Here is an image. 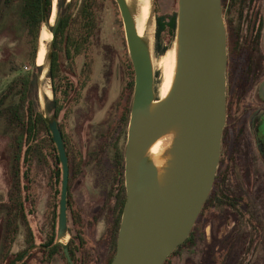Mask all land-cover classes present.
I'll use <instances>...</instances> for the list:
<instances>
[{
  "label": "rangeland",
  "instance_id": "rangeland-1",
  "mask_svg": "<svg viewBox=\"0 0 264 264\" xmlns=\"http://www.w3.org/2000/svg\"><path fill=\"white\" fill-rule=\"evenodd\" d=\"M113 2L114 4L110 2L105 4L99 45L93 56L95 62L77 106L70 112H67V109L61 110L57 119H54L53 114H47L46 102L53 99V91L46 66L37 77L35 87L29 95L34 114L40 115L44 123L36 120L38 132L33 139V153L28 176L29 191L25 203L35 249H31L24 264H68L63 244L59 242L57 236L62 172L61 165L57 166L55 160L57 151L54 143L51 142L46 122L53 119L60 127L69 167L68 242L65 246L69 245L72 238L70 231L76 233L72 223L74 213L79 222L78 234L85 242V248L76 253L75 264H107L115 254L117 235L113 238L110 231L120 192V178L115 177L118 172L120 173L116 150L119 153L118 157L123 159L124 180V151L133 104L135 75L134 71L133 75L131 74L129 68V63L131 65L132 63L122 18L114 0ZM128 9L134 22L133 10L130 6ZM236 11L243 13V19H238L236 22L237 28L243 30L242 38L247 36L245 34L247 17L255 16L257 20L264 22V0H243L241 7ZM149 15L148 36L145 38L154 75V100L157 101L155 90L159 84L160 73L155 67L159 57L155 50V19L161 15H166L170 19L177 16L178 0H150ZM43 31L49 34L47 29ZM176 35L177 28L171 32V27L168 26L162 35L160 48H170L176 40ZM262 40L260 48L264 50V30ZM50 42L51 40L47 38L44 40L46 52ZM41 43L42 37L39 40V48ZM227 53H229L227 58L232 67L230 72L232 70L235 72L233 63L231 64L233 61L231 52L227 50ZM11 61L22 62L21 73L32 72L31 65L24 61V39L19 27L15 25L13 16H9L5 22H0V95L18 76L10 73ZM43 65L44 62L41 66ZM82 65L83 60H80L76 76L67 75L76 92L81 81L79 72ZM262 81L251 79L244 84L240 75L237 77L233 74L234 89H232L236 94L233 102L235 101L238 110L252 111L258 107L257 88ZM132 83L131 88L129 84ZM75 95V92L71 93L70 100H74ZM247 132L245 144L248 156L245 159L242 156L236 157L238 169L242 168L239 171L246 170L247 174L241 177H230L222 188L223 194L227 195L228 199L234 200L245 196L252 207L250 216L247 217L246 213L240 215L239 211L225 207L214 211L205 208L197 221L191 240L178 249L168 259L167 264H264V166L256 154L252 133ZM260 133L264 135L263 127ZM8 134L6 121L0 119V264H7L8 260L11 261L16 254L27 247L23 230L16 235L7 255L2 245L1 206L7 200L10 184L9 154L6 149ZM57 167L60 172L59 181L56 176ZM57 192H59L58 195ZM54 204H57V209ZM243 205H245L244 202ZM243 205H241L242 208ZM54 217H56L54 244L60 245L61 248L51 257L49 253H44L49 248L44 249L42 246L49 241ZM78 234L74 238L75 247L78 246Z\"/></svg>",
  "mask_w": 264,
  "mask_h": 264
},
{
  "label": "water",
  "instance_id": "water-1",
  "mask_svg": "<svg viewBox=\"0 0 264 264\" xmlns=\"http://www.w3.org/2000/svg\"><path fill=\"white\" fill-rule=\"evenodd\" d=\"M114 1L122 18L135 79L124 151L125 203L110 264H164L189 238L216 178L226 125V26L221 0H178L176 80L168 99L150 114L155 100L149 53L136 34L126 1ZM49 20L43 3L44 30ZM48 33L51 42L42 71L45 66L48 70L52 59L54 31ZM258 96L264 101V80ZM46 122L62 172L60 239L68 234V158L56 121ZM175 126L179 138L174 166L168 183L160 188L156 177L147 175L146 151ZM63 250L68 264H72L64 244Z\"/></svg>",
  "mask_w": 264,
  "mask_h": 264
},
{
  "label": "trees",
  "instance_id": "trees-1",
  "mask_svg": "<svg viewBox=\"0 0 264 264\" xmlns=\"http://www.w3.org/2000/svg\"><path fill=\"white\" fill-rule=\"evenodd\" d=\"M226 1L227 0H221L222 12L223 8L226 6ZM228 1L230 2L229 8L224 19L228 52H231L230 55L232 56V63L235 71L240 73L241 79H243V83L245 84L251 79L257 80L259 77V66L262 61V57H260L259 54L261 52L260 46L263 43L264 22L247 17L245 29V34H247V36L242 38L243 30L237 28L236 22L238 19H243V13L242 11L237 12L236 10L241 7L243 0ZM107 2L114 4L113 0H58L56 4L57 14L55 23L53 26H49V22L46 25L48 32L54 31L52 59L47 74L52 82L53 99L51 101L47 100L46 102V112L49 115L53 114L54 119L58 118L61 110L67 109V112H70L73 107L77 106L81 99L82 92L87 86V81L95 62L93 56L96 47L99 45L102 14ZM43 3L45 4V13L49 20L52 13L53 0H0V22H5L9 16H13L15 25L19 27L24 39V61L28 62L32 68V72L23 74L21 73L23 70L22 62L16 63L11 61L10 73L17 74L18 76L11 81L5 91L0 95V119L6 121L9 131L8 146L6 149L9 154L10 165V184L6 196L7 200L5 204L1 206V211L3 213L2 245L7 255L16 235L20 230H23L27 246L25 250L16 254L11 261L8 260L6 262L7 264H24L31 249L35 247L33 233L27 220L25 203L28 199V176L33 153V139L38 132L36 120L44 123L40 115L34 114V108L29 101L32 88L35 87L37 77L42 72V66L38 67L36 61L39 51V40L44 30L42 22ZM176 17L175 15L170 19L166 15H161L157 16L155 19V50L157 56L163 55L169 49L160 48L159 44L168 26L171 27V32L176 29ZM80 60H83V65L79 72L81 81L78 84L76 92V89L67 75L73 74L76 76ZM129 68L133 75V68L130 63ZM246 70V75H243ZM254 72L255 75L251 76ZM129 85L131 88L133 87V83ZM74 92L76 94L75 99L70 100L69 96ZM51 142H53V140H51ZM116 156L118 159V166H120V173L118 172L115 177L116 179L118 177L120 178V192L118 193L119 202L116 204L117 211L113 214L112 230L110 231L113 238H115L118 233L125 203V188L122 172L123 159L122 157H118L119 153L117 150ZM55 160L58 166L60 164L58 154H56ZM56 176L57 181H59L60 172L58 167ZM222 187L223 186H221L218 191L223 195V199H227L228 196L223 194ZM69 190L70 185L68 184V193ZM58 194L59 192H57V195ZM210 195H212V192ZM210 198L209 196L199 217L202 215L206 206L211 203ZM213 199L211 206H215L218 202L216 195H213ZM220 205H222V203H220ZM54 207L57 209V204H54ZM67 207L69 210V201ZM77 219V215L73 213L72 223L76 229V233L70 231L72 238L67 246L68 255L72 264L76 263L77 251L85 248V242L80 234H78L79 222ZM197 221L189 238L178 249L182 248L191 240L195 233ZM55 223L56 217L53 218V222L51 223L49 241L42 246L44 249L49 248L47 250L48 252L44 251V253H49L51 257L61 248L60 245L54 244L56 238ZM77 234L79 237L77 239L78 246L75 247L74 238ZM176 251L174 253H176ZM171 256L169 258H171ZM112 258L113 257L110 258L107 264L111 263ZM168 259L164 264L168 263Z\"/></svg>",
  "mask_w": 264,
  "mask_h": 264
},
{
  "label": "flooded vegetation",
  "instance_id": "flooded-vegetation-1",
  "mask_svg": "<svg viewBox=\"0 0 264 264\" xmlns=\"http://www.w3.org/2000/svg\"><path fill=\"white\" fill-rule=\"evenodd\" d=\"M225 5L226 6L223 8V18L224 19L226 17L225 14L229 8L228 0L226 1ZM252 18L257 19L255 16ZM260 50L261 52L259 56L262 57L261 58L262 61L259 66L260 68L259 77L257 80L260 79V81H262L264 78V50H262L261 48ZM227 57H228V53H227ZM229 65H230L229 60L227 58L226 125H225L223 135H222L221 155H220V161H219L216 178H215L213 188L211 191L212 195H209L211 197L210 198L211 203L214 200L213 195H216L218 202L216 203L215 206H211V203H209L206 206V208L214 211L221 207H225V208H229L235 211H239L240 215H242V213H246L248 214L247 217H249L250 216L249 212L250 213L252 212V207L249 205V203L245 199V196L244 197L240 196L238 198H235L234 200H231L228 198L223 199V195H221L218 189L221 186H223V184H226L230 177H235V176L241 177L242 175L247 174L246 170H244L243 172L239 171V169H242V168L240 167L238 169L237 160H236L237 156H242V158L244 159L248 156L247 155L248 153L246 154V144H245V137L248 134L247 131H250L252 133V140H253V145L256 150V154L258 158L261 160V164L264 166V135L260 133V129L262 127L264 128V101L261 100L259 97L258 107L256 109H253L252 111L238 110V108L236 107L234 103L235 101L233 102V98L235 97L236 94L233 92L234 86H233L232 80H233V74L237 75L238 77L240 73L237 71L234 72L233 70L230 72L232 67L231 65L229 67ZM246 73H247V70L243 73V75H246ZM254 75H255V72L251 74V76H254ZM243 122L244 124H242ZM60 134H61V131H60ZM61 137L63 140L62 134H61ZM63 143H64V140H63ZM65 152H66V149H65ZM249 173H251V171H249ZM243 202L245 205H243ZM220 203H222V205H220ZM241 205H243V208L241 207ZM239 208H242V209L239 210ZM67 241H68V236H67Z\"/></svg>",
  "mask_w": 264,
  "mask_h": 264
},
{
  "label": "bare ground",
  "instance_id": "bare-ground-1",
  "mask_svg": "<svg viewBox=\"0 0 264 264\" xmlns=\"http://www.w3.org/2000/svg\"><path fill=\"white\" fill-rule=\"evenodd\" d=\"M58 0H53L52 13L49 20V26H53L56 19L57 9L56 4ZM127 6H130L134 13V27L137 36L141 39L142 43L147 49V36L150 15V0H125ZM42 43L40 45L37 55V65L41 66L45 58L44 40L46 38L51 40V35L45 31L41 34ZM146 37V38H145ZM168 47V46H167ZM178 55L179 44L178 39L175 40L173 45L163 54L159 55L155 67L159 71V84L155 90V96L158 97L149 108L150 114H154L158 108L170 96L178 69ZM179 138V128L177 126L166 131L160 136L146 151L147 159V175L149 177L155 176L160 188H164L168 183L171 170L174 166L175 148ZM67 236L59 239L62 244H67Z\"/></svg>",
  "mask_w": 264,
  "mask_h": 264
},
{
  "label": "built area",
  "instance_id": "built-area-1",
  "mask_svg": "<svg viewBox=\"0 0 264 264\" xmlns=\"http://www.w3.org/2000/svg\"><path fill=\"white\" fill-rule=\"evenodd\" d=\"M25 70H27V68H24Z\"/></svg>",
  "mask_w": 264,
  "mask_h": 264
}]
</instances>
